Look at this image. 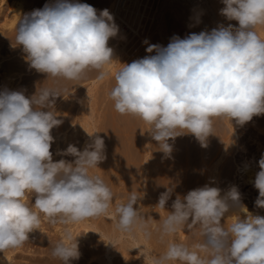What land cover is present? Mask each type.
Segmentation results:
<instances>
[{"label":"clouds","instance_id":"1","mask_svg":"<svg viewBox=\"0 0 264 264\" xmlns=\"http://www.w3.org/2000/svg\"><path fill=\"white\" fill-rule=\"evenodd\" d=\"M222 3L220 15L237 21L238 27L220 24L183 39L173 36L166 47L145 40L146 52L155 55L120 63L114 74L106 68L114 61L108 41L118 35L119 26L108 9L98 14L87 3L54 0L25 13L13 47L22 46L30 69L54 80L79 81L91 70L98 80L111 77L115 83L108 97L115 111L147 124L158 150L171 158L177 137L193 135L206 148L216 120H235L243 126L264 115V39L257 32L264 26V0ZM63 91L40 87L31 97L23 91H0V252L22 247L28 234L40 229L42 219L70 225L113 215L118 231L152 236L150 221L134 207L143 192H129L110 213L116 196L90 172L107 159L105 141L94 135L97 132H86L90 142L82 150L74 144L57 150V155L74 157L73 161L54 162L51 131L63 123L55 109ZM258 164L254 203L264 209V154ZM174 192L175 185L165 186L155 207L165 209ZM29 195H35L34 204L26 202ZM234 207L246 218L234 214L225 226L222 219ZM171 209L157 229L166 250L153 255L144 249L149 264H264V216L248 211L237 186L223 196L220 188L208 184L183 196L175 194ZM185 229L202 239L191 246L176 242L173 238ZM78 236L65 229L52 245L51 256L61 264L78 261Z\"/></svg>","mask_w":264,"mask_h":264},{"label":"bare ground","instance_id":"2","mask_svg":"<svg viewBox=\"0 0 264 264\" xmlns=\"http://www.w3.org/2000/svg\"><path fill=\"white\" fill-rule=\"evenodd\" d=\"M188 1H190L189 6L192 8L193 11H195V13L197 14L198 20H199V27L197 30L194 31V33L198 34L201 31H205V30L211 31L213 28H216L220 24H223L224 26H227L228 24H232V25L238 27L237 22H235L234 20L228 21L224 16L220 15V9L225 7V5L222 3V0H188ZM53 2H54V0H0V14H1L0 16H2V19H0V21H1L0 22V91L4 90L5 88H7L8 90L23 91L24 94L26 95V97H31L34 94L33 93L34 91L36 92L37 89H39L40 87L43 86L42 83H41V86H40V84L36 83V81L41 77L38 76V78H37V76H32V77L27 76L28 74L32 73L35 69L29 68V65L25 62V60L23 58L25 54L22 53V55L21 54L17 55V53L19 52V50L22 47H20V48L17 47L16 49H14V47H13L12 48L13 50L11 49L12 51L6 50V51H4V53H5L4 56L2 55L3 53H1V52H3V51H1V48L3 45L2 43H4V44L6 43L7 47H11V46L15 45V36H16L15 30H16V27H19V19L25 13H30L31 11H33L35 9H41L44 7L45 4H50ZM125 2H126V0H86L87 4L92 5L94 8H96L98 10V14H99L100 10L108 9L110 11V13L113 15L115 23L119 26L118 35L114 38H110V40L108 41V46L113 48V59H114V61L110 65H107L106 68L108 71H110L113 74L117 70V68H115V67H119V66H116L115 63H117L116 61L118 60V58H120L121 55H123L121 53H123L127 49L128 46H131L134 43L133 42L134 40L139 39V38L136 39V37L140 36V38H141L140 34L142 32V24H144L146 17L148 16L147 15V13L149 12L148 9L153 8V7H151L152 5H151L150 0H133L134 6L132 7V10H131L132 13L129 14V13H127V11L125 9H123V7H124L123 5ZM153 2H155V1H153ZM154 12H155V9L152 11V14L150 13L151 15L148 17H150L152 19L154 16L153 14H155ZM137 13H139V15L141 14L140 15L141 17L138 16ZM137 16L139 18L136 21ZM165 21L166 20L158 18L157 30L161 34L165 33V26L167 25V24L165 25ZM125 26H127V27L125 28ZM124 29H126V31H124ZM257 32L259 33L260 37L264 38V30H261L260 28L257 27ZM178 34H179L178 36L181 39H183L187 36V33L185 31H180ZM128 37H130L129 40H127ZM125 39L127 41H125ZM168 42H170V40ZM3 50H5V49H3ZM133 50H134V48L132 49V51ZM125 61H127V60H125ZM45 75H43V76L45 77ZM41 76H42V74H41ZM96 76H97V72L94 70H91L88 72L85 79H82L79 81H68V80H63V79L54 80L51 77L48 78V76H47V78L43 77L45 81L47 79V83L45 82L47 85H44V86L56 87V88L63 89L64 91L62 92V95H65V98L63 99L65 102L59 103L60 105H58L59 106L58 109H57L58 106L55 108V109H57V112H58L57 115H59L58 118L62 119L63 123L59 127L53 128L51 131V135L55 138V142L52 144V146L56 147V151H55L56 153H57L58 147L60 149V147H61L60 145L63 143H64L63 149H66L69 144H74L82 150L85 142H90L89 136L87 133L93 134L96 132L97 127H94L95 122L92 118H93V113H94L95 107H96L95 105H97L98 103L96 104L95 101L92 103V101H91L92 97H93L92 92L99 83L104 82L105 83V86H104L105 93L108 97V92L110 91V89L112 88V86L115 83L114 80H112V79L109 80L108 79L109 77H106L104 80H98L96 78ZM88 79L91 80L92 85L87 90L85 89L86 91L83 94V96L80 98V104L78 105L77 112L75 114V118L79 122V128L78 129L76 128L77 130L74 131L70 136H68V132L66 133V131L64 132V130L67 129L69 127V125L71 124V114L73 112V108H74V105L76 102H75L74 96H66V95L72 94L75 96H80V94H82V92L84 91L81 88V86H83L81 83H85L86 80L90 81ZM79 86L81 89L79 88ZM110 103H111V101H110ZM112 105L113 104H111V106ZM72 106H73V108H72ZM111 106L109 103H107L106 108H105L106 111L104 110L105 112L102 114V118L100 120V123H101L100 126L101 127H99V129L101 128V130H99V131L97 130V132L102 133L101 134L102 138L105 141L107 159L98 165L99 168H95L96 169L95 172H97L100 177L102 176L103 178L102 177L101 178L103 180L105 178V180L108 181V183H106V184H109V181H111L112 178H115V176H113V174L110 173L111 170L114 169V168L111 169V167H113V165H112L113 163L111 164L112 166L111 165L108 166V163H107L108 158H110L112 162H114V163L116 162V164H114V167L116 168L118 174L121 175L118 177L119 179L123 180L125 174H126L125 177H127V174H128L127 172L129 170L131 171L130 172L131 175L137 176V174H135V173H139V169H140V166L137 164L139 162H141L140 159L143 158L142 152L144 150L146 151V149H147L148 151L151 150V152H152V155H150V157H151L150 161L148 159V162H150V163L152 162V164H150L151 166L148 164V166L151 167L148 170L152 169L150 171V172H152V174H150L148 171V173H149L148 175H151V177H152L150 179L151 180V189L150 190L152 191L151 194H154V192H155V194H154L155 195V206L158 203V198H159L160 193L165 191V186H167L169 184L175 185V192H174L172 198L168 201V204L166 205L165 209L155 207V212H154V210L152 208H151V210H148V208L146 207L147 210H146V213L144 215H145V218L146 219L148 218V220L150 221V228L152 231L151 238L145 239L144 235L140 232H135L133 234H129V235H135L137 237L138 242L135 245L133 244L132 247H128V245L122 243L121 246L119 247V249L122 250L121 257L126 258L128 256L127 250L133 249V248H141L140 254L142 255L143 254L142 247H139V245L147 247L153 255H159L166 250V242H162L160 240L159 232L157 229H158L162 219L168 215L167 211H169V212L172 211L171 204H172V200L175 199V194H180L181 196H183V195H186V193L190 190H193L197 187H202V186L208 184L210 186L220 188L221 189V195L223 196L227 192V190L229 189V186H228L229 184L227 183V180L225 178L226 177L225 175H227L228 171L226 173L219 172L220 170L223 171V162L221 161L222 164H220L218 166L220 159L218 161H216V160H217L221 151L220 150H219V152L217 151L218 155L214 156L216 154V152H215L216 150L214 149L216 147V145L214 147L209 142L210 141L209 140L208 146L206 148L201 147L200 143L196 140V138L190 134L177 137L175 142H174V145H173V152H172L171 158H164V154L158 150L157 142L152 140L148 133H147V135L145 134V139H144V137H143V129H145L143 127V125L145 124L144 122L142 125V121L138 118H134V117L128 116V115H120L119 113H117L115 111L114 105L112 107ZM98 108H99V106H98ZM93 122H94V124H93ZM218 124H219V122H218ZM246 124H248V123H246ZM145 125H146V127L148 126L147 124H145ZM238 126L240 127V125H238ZM236 127L237 126H232L230 128L231 136H229L227 138V140L228 139L229 140L228 141L226 140L225 146L227 144H229L231 137H232L231 139H234V136H235L234 130L236 129ZM219 128H220V126H219ZM146 130H148V129H146ZM61 132H64V133H62V135L60 137H58V135ZM225 135L226 134H223L222 137L225 138L226 137ZM74 136H75V138H74ZM141 138H143L145 140L144 142H146V143L149 142L146 144L147 146L143 145L146 148L142 147V149H141V145L145 144L143 142L141 143ZM214 138H216V137H214ZM58 139H60V140L58 141ZM212 139H213V137H211V140ZM218 139L216 138V140H218ZM225 139H223V141ZM214 140L215 139H213V141ZM69 141H70V143L68 144ZM220 141H218V142H220ZM169 142L172 143V141H169ZM222 142H221V144H222ZM214 144H216V142ZM219 148H217V150ZM257 148H259L262 151V153H264V147H261V145L258 143H257ZM230 149H231V147L229 148V151H230ZM140 151H142V152H140ZM140 154H142V156ZM139 155L141 156L140 159L137 158ZM225 157H227V156H225ZM133 158L135 160L137 158V160H140V161H138V163H137V162L133 161L134 160ZM61 159H63V158H61ZM64 159L70 161L71 156H65ZM248 159H249V157H248ZM111 161H109V162H111ZM140 165H142V164H140ZM138 166H139V169H138ZM109 167H110V169H109ZM217 167H219L220 170H218V172L216 173ZM236 168H237V173L241 172L242 174H244V175H242L241 180H243L244 183H247L249 185L251 184V186L254 187L253 181L255 179V175L257 172L260 171L258 169V167L256 166L254 159L251 157L247 161L242 160L239 165H236ZM126 169L128 170L127 172H125ZM136 169H138L137 172H136ZM144 169H147V167L143 168V170ZM123 170H125V171H123ZM226 170H227V168H226ZM122 171L124 173V176H123ZM224 171H225V169H224ZM90 172H91V170H90ZM112 172L114 173V175L115 174L117 175V173L115 171L112 170ZM141 172H143V171H141V169H140L139 174H141ZM145 172H143V173H145ZM93 173H94V171H93ZM143 173L141 175H145ZM110 174H112V178H111ZM95 175H97V174H95ZM122 176H123V178H122ZM139 176L140 175H138L137 177H139ZM145 177H147V175ZM128 178H129V180H127V178H125L128 181V183H125L124 185L130 184L129 183L130 180L132 182V179H134V178L136 179V177L131 178L130 174H129ZM140 178H141V176H140ZM142 178H143V176H142ZM147 178L149 180L150 177L148 176ZM147 178H145L146 181L144 178L142 179L143 181H145L144 183L147 182ZM227 178H228V176H227ZM125 179L123 180V182L125 181ZM135 179L133 181H135ZM137 179H138V181H136L135 184L134 183L130 184V188L133 190L136 189L137 191L141 192L140 187H142V185L140 184L141 186L140 187L138 186L139 185L138 182L140 180H139V178H137ZM122 180L121 181L119 180V182H122ZM107 181H105V182H107ZM112 182H110V183H112ZM114 182H116V180ZM133 184L136 185V187L138 186L139 189L133 187ZM147 184L149 185L150 181H149V183L147 182ZM111 185H114V183L109 185L110 187L114 188V186H111ZM143 186L145 187V184H143ZM127 188H129V187H127ZM146 189L148 190V188H146ZM145 190L143 189V191H145ZM137 191H133V192H137ZM148 193L150 194V192H148ZM154 195H153V197H154ZM150 198H151V196H150ZM243 204L247 207L248 211L250 213H252L253 215L264 216V209H255L253 207L250 208V205L248 207L245 203H243ZM139 207H140V205H139ZM112 210L114 211V207L112 208ZM234 214H239L242 219L246 218V214L244 212L240 211L239 207H234L222 219V220H224L223 222L225 223V226H228L233 222V220L235 219ZM231 215H233V216H231ZM228 216H230V217H228ZM86 221L87 222L90 221L91 225L93 224L95 229H97L99 232H101L102 237H104L106 240L107 246H109V244L112 241H120V238L122 237L121 236L122 232H118V230L116 229V227H114V225H113V228H111L108 226L109 224L108 225L105 224L104 221H96L94 218L87 219ZM186 233H187V231H186ZM186 233H185V231L182 230L179 233H177L173 239H175V241L179 240L182 243H185L184 238H185ZM192 237H191V239H192ZM198 237H199V239H198ZM196 238L199 241L201 237L197 235ZM49 242H51V241H49ZM19 248H17V249H19ZM15 249H13V248H12V250L6 249V250H3V252H0V264H21L22 260H20V257L16 254ZM96 249L95 250L93 249L91 254L89 253L90 260H92L94 257L96 259V254L98 251V250L96 251ZM83 256H84V254H83ZM31 261L33 264H42L40 260L33 259ZM24 262L27 263L26 260H24ZM49 264H51V263H49ZM100 264H102V262H100Z\"/></svg>","mask_w":264,"mask_h":264},{"label":"rangeland","instance_id":"3","mask_svg":"<svg viewBox=\"0 0 264 264\" xmlns=\"http://www.w3.org/2000/svg\"><path fill=\"white\" fill-rule=\"evenodd\" d=\"M70 1L71 2L86 3V0H70ZM150 1H151V5H152L151 7H153V8L150 7L151 9H148L149 12L147 13V15L150 16L154 9H155V12H154L155 14H153L154 16H153L152 19L150 17H148V16L146 17V20H145L144 24H142V32L140 34L141 38H140V36L136 37V39H138V38L139 39L138 40H134L133 41L134 43L131 46L127 47V49L125 50L126 52L124 50H123L124 52L122 51L123 53H121V54H123V55H121V57H120L121 59L118 58V60L116 61L117 63H115L116 66H119V67H115V68H117V70L122 66L121 64L131 63L134 60L143 58V57H145L147 55H155V52H153V53H147L146 52V48L148 47V44H159V45H161L163 47H166L168 45V43H169L168 41L171 40V38L173 36H178L179 35L178 33L180 31H185L187 33V36H188L189 34L194 33V31L197 30L198 27H199V23L196 22L197 19H198L197 14L189 6L190 1H188V0H150ZM153 1H155V2H153ZM123 6H124L123 9H125L127 11V13H129V14L132 13L131 10H132V7L134 6L133 5V0H126V2L124 3ZM137 15L140 16L141 14L139 15V13H137ZM138 16L136 18V21L139 18ZM158 18L166 20L165 21V25L166 24L167 25L165 26V33L164 34H161L157 30ZM0 19H2V16H0ZM235 22H237V21H235ZM237 24H238V22H237ZM126 27L127 26H125V28ZM258 28H260L261 30H264V26H258ZM145 30L146 31L148 30V31L146 32ZM124 31H126V29H124ZM129 39H130V37L127 38V40H129ZM262 39H264V38H262ZM127 40L125 39V41H127ZM145 40L148 41V44L144 43ZM2 44L3 45H2L1 51H3V52H1V53H3L2 55L4 56V54H5L4 51H6V50L10 51L13 48V46L7 47L6 43L5 44L2 43ZM17 47L20 48L22 46H16V47H14V49H16ZM133 48H134V50L132 51ZM3 49H5V50H3ZM21 49L19 50L17 55L18 54L22 55L23 52H22ZM125 60H127V61H125ZM41 74H42V76H41ZM43 75H45V73H39L36 70H34L32 73L28 74L27 76H30V77L37 76V78H38V76L41 77V78H39L36 81V83L40 84V86H41V83H42L43 86H44V85H47L46 84L47 83V79H46V81L44 80L45 77L47 78V74L45 75V77ZM108 79L110 80L111 77H109ZM88 80H90V79H88ZM81 84L83 85V86H81V88L84 91L82 92V94H80V96H75V95H72V94L66 95V96H74L75 102H76L75 105H74V108L72 106L73 112L71 114V124L69 125V127L67 129L64 130V132L65 131H66V133L68 132V136H70L74 131H76L79 128V122L75 118V114L77 112L78 105L80 104V98L83 96L85 91L88 88H90L91 85H92L91 84V80L90 81L86 80L85 83H81ZM104 86H105V83L101 82V83H99L96 86V88L92 92V95H93L92 100H91L92 103L94 101L96 102V104L98 103L97 105H95L96 107H95V111L93 113V118H92L94 120V122H95L94 127H97L96 128V132H97V130L98 131L101 130V128L99 129V127H101L100 126L101 125L100 120L102 118V114L106 111L105 108H106L107 103H109L110 106H111V104H113L112 101L107 97V95L105 93ZM44 87H46V86H44ZM79 88H80V86H79ZM33 93H35V91ZM63 96L64 97L57 98V101H56V104H55V108L58 105H60L59 103L65 102L63 100L65 98V95H63ZM110 101H111V103H110ZM98 106H99V108H98ZM58 108H59V106L57 107V109ZM57 109H56V111H57ZM234 121L235 120L230 122L229 120H226V119L225 120H219V119L216 120L214 122V131H215L214 135H210V137L208 138V141L210 140L209 142L214 147L216 145V147L214 148L216 150L215 151L216 154L214 156L218 155L219 150L221 151L216 161H218L220 159L218 166L220 164H222V162H223V171H221L219 169V167H217L216 173L218 172V170H220L219 172H222V173H226L228 171L227 175H225L226 176L225 178L227 180V183L229 184L228 185L229 188L231 186H233V185L237 186L239 191H240V193H241V198H242V202L243 203H245L248 207L250 205V208L253 207L255 209H261V208H257L255 206V203H254L256 198L258 197V190L255 189V187H252L251 184L249 185L247 183H244L243 180H241L242 179V175H244V174H242L241 172L237 173L236 165H239L242 160H246L247 161V160H249L252 157L254 159L255 163H256V166L260 170L258 162H259L262 154H264V153H262V151L259 148H257V143L260 144L261 147H264V115L253 117L252 121H250V122H248V124H245V125L240 126V127ZM94 122H93V124H94ZM218 122H219V124H218ZM142 125H143V121H142ZM231 125L232 126H237L236 129L234 130V135L235 136H234V139H231L232 138L231 137L229 144H227L225 146L227 138L229 136H231V131H230V128L232 127ZM219 126H220V128H219ZM143 127L145 128V129H143V137L145 139V134L147 135L146 129H148V126L146 127V125L144 124ZM64 132H61L58 135V137H60L62 135V133H64ZM101 134L102 133L97 132L95 135H99V136L102 137ZM223 134H226L225 135L226 139L224 137H222ZM211 137H213V139H215V140L214 141H213V139L211 140ZM214 137H216L217 139L219 138V139L216 140V138H214ZM74 138H75V136H74ZM144 139L141 138V143L142 142L145 143V144L141 145V149H142V147L147 146L146 144L149 143V142H147V143L144 142L145 141ZM223 139H225V140L223 141ZM59 140L60 139H58V141ZM212 141L214 143L216 142V144H214ZM218 141H220V142H218ZM221 142H222V144H221ZM69 143H70V141L68 142V144ZM63 144L60 145L61 146L60 149H63ZM230 147H231V149L229 151ZM144 148H146V147H144ZM217 148H219V149L217 150ZM58 149H59V147H58ZM51 151L53 152V160H54V162L55 161H59L61 158L64 159L65 156L57 155V153L55 152L56 151V147L51 146ZM147 151H148L147 149H146V151L144 150L143 152L140 151L143 154V158L140 159L142 154H140L141 156L139 155L137 158H139L141 160V162L138 163V161H140V160H137V158L135 160L133 158L134 159L133 161L137 162L138 163L137 165L140 166L141 171L145 172L147 170L145 173L141 172V174L143 173L145 175L139 174L140 173L139 166H138L139 173H135V174H137V176L140 175L141 178H140V176L137 177V176L131 175V173H130L131 171L130 170L128 171L127 169H126V171L123 170L125 172L128 171L127 172L128 173L127 177H125L126 174L124 176V173L122 171L123 176H124V178L122 176L123 180L125 178H127V180H129V178H128L129 174H130L131 178L132 177H136V179L139 178V180L141 182L143 181L142 180L143 178L145 179L148 176L150 177L149 180L147 178V182L149 183V181H150V184H149L150 186L147 184V182L144 183L146 181V179L142 183L139 181L138 182L139 185L137 184L139 187L142 185V187H140V188H141V192L144 193V196H143V199L140 201V203L138 205L134 206V207H139V205H140V210L144 214L146 213L147 208H148V210H151V208H152L154 210V212H155V195H154L155 192H154V194H151L152 191L150 190L151 189V180L150 179L152 177H151V175H148L149 173L152 174V172H150L152 169L148 170V169L151 168L150 164H152V162L151 163L148 162V159L150 161V158H151L150 155H152V152H151V150H149L148 152ZM225 156H227V157H225ZM248 157H249V159H248ZM73 160H74V157H71L70 161H73ZM109 161H111L110 158H108V161H107L108 166H110L113 163L112 164L113 167H111V169L114 168L112 170L117 173V175L116 174L114 175V173L111 170L110 173H112L113 176H115L116 179L112 178V174H110L111 178L113 180L115 179L116 182H114L115 180L113 181L111 179V181H109V184H108V185H110V184L114 183V185H111V186H114V188H112L110 186L109 187L112 188V190H113V192H114V194L116 196V200H114L115 203L113 205V207L115 208V204H119L121 202H125L126 201L127 196L130 194L129 193L130 191H137L135 188L139 189L138 186L136 187V185H134L135 182L138 181V179L136 180L134 178L135 181H133L134 179H132V182H131V180L129 181L130 184L134 183L133 187H135L134 188L135 190L130 188V184L124 185L125 183H128V181L125 179L126 182L125 181L123 182L122 179L118 178L121 175L118 174L116 168L114 167V164H116V162L114 163L112 161L111 162H109ZM140 164H142V165H140ZM148 164L150 166H148ZM146 167H147V169H144L145 170L144 171L143 168H146ZM226 168H227V170H226ZM109 169H110V167H109ZM138 169H136V172H137ZM224 169H225V171H224ZM92 170L94 171L95 174L99 175L97 172H95L96 169H92ZM92 170H91V174H94ZM148 171H149V173H148ZM146 175H147V177H145ZM142 176H143V178H142ZM227 176H228V178H227ZM104 180H105V178H104ZM119 180L120 181L122 180L123 183L119 182ZM105 181H107V180H105ZM110 182H112V183H110ZM105 183H108V181L105 182ZM143 184H145V187L148 188L149 191L143 186ZM126 186L129 187L130 189L127 188ZM143 189L144 190L146 189V190L143 191ZM137 192H138V194H141V193H139V191H137ZM148 192H150V194ZM153 195H154V197H153ZM150 196H151V198H150ZM26 202L34 204L35 195H32L31 197H30V195L27 196L26 197ZM112 208L110 209V213H114ZM94 219L96 221H104L105 224H107V225L109 224L108 226L111 227V228H113V225L115 227V217L113 215H102V216H99V217H95ZM223 221L224 220H222V223H224ZM65 229L70 230L73 233L74 237L79 235L77 237V239L79 241V250H80L82 255H81V257H80V259L78 261H73L72 264H100V262H102V264H127V263L128 264H149V257H147V256L144 257V256H142L140 254L141 253L140 252L141 248L129 249V250H127L128 256L126 258L125 257H123V258L121 257L122 250L119 249V247L121 246L122 243L128 245V247H132L133 244L135 245L138 242L137 241V237L135 235H129V234H126V233H122L121 234L122 237L120 236L122 239L120 238V241H112L111 244H109V246H107L106 240H105L104 237H102L101 232H99L97 229H95L93 224L91 225L90 221L87 222L86 220H84V221H81L79 223H75L74 225L70 224V226H69V225H63V224H55V225H53V224L48 223L47 221H44L43 219H42V223L40 225V229H35L32 232H30L28 234V236H29L28 241L22 247H20V248L17 247V248H19V249L16 248L17 250L15 248H13V249H15L16 254L20 257V260H22L21 264H29V263L31 264L32 263L31 260H33V259L40 260L42 264H49V263H51V264H61V262L58 259H54L51 256V248H52V245L55 244V242L58 239H60V237H61L62 233L65 231ZM186 231H187V233H186ZM118 232H120V231H118ZM185 233H186L185 234V238H184L185 239V244L191 246L192 244L198 242L199 237H198V239L196 238L198 234L194 235L193 233L188 232L187 229L185 230ZM191 237H192V239H191ZM200 240H201V238H200ZM49 241H51V242H49ZM176 242H181V241L177 240ZM139 247H142V251H144V249L149 250L145 246L139 245ZM8 249L12 250V248H8ZM93 249L94 250L96 249V251L98 250L97 254H96V259L94 257L93 258L94 260L93 259L90 260L89 253L91 254ZM83 254H84V256H83ZM24 260H26L27 263L24 262Z\"/></svg>","mask_w":264,"mask_h":264}]
</instances>
